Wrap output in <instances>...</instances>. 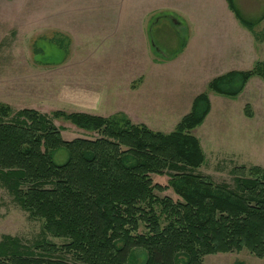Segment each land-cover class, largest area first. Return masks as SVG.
<instances>
[{"label":"rangeland","instance_id":"rangeland-1","mask_svg":"<svg viewBox=\"0 0 264 264\" xmlns=\"http://www.w3.org/2000/svg\"><path fill=\"white\" fill-rule=\"evenodd\" d=\"M236 3L249 19L264 12V0ZM253 29L235 18L226 0H0V101L14 111H122L168 133L210 80L264 60V19ZM182 39L186 46L170 58ZM62 42H69L65 59ZM209 97L211 110L193 130L206 155L195 172L233 185L235 166L264 168V80L252 77L235 97ZM54 122L65 139L97 136L62 118ZM151 176L169 184L168 173ZM155 193L178 198L172 188ZM139 231H147L144 223ZM4 235L66 242L48 234L44 221L0 183V240ZM145 260L146 251L137 248L129 263ZM241 263L264 264V255L245 248L203 257V264Z\"/></svg>","mask_w":264,"mask_h":264},{"label":"trees","instance_id":"trees-1","mask_svg":"<svg viewBox=\"0 0 264 264\" xmlns=\"http://www.w3.org/2000/svg\"><path fill=\"white\" fill-rule=\"evenodd\" d=\"M227 2L249 30L264 19V12L249 19L236 0ZM185 46L182 39L170 58ZM255 76L264 80V60L214 77L168 133L122 111H14L0 101V183L48 234L66 240L4 235L0 264H130L137 248L146 251L144 264H203L206 254L245 248L263 256L264 168L238 165L233 185L215 182L195 172L206 155L193 134L211 110L209 92L235 97ZM60 118L97 136L65 139L54 122ZM163 173L169 184L153 183L151 175ZM169 188L178 198L155 193Z\"/></svg>","mask_w":264,"mask_h":264},{"label":"crops","instance_id":"crops-1","mask_svg":"<svg viewBox=\"0 0 264 264\" xmlns=\"http://www.w3.org/2000/svg\"><path fill=\"white\" fill-rule=\"evenodd\" d=\"M227 1V0H226ZM227 5H228V2H227ZM229 7V6H228ZM230 9V8H229ZM231 10V9H230ZM235 16V15H234ZM236 18V17H235ZM237 19V18H236ZM239 21V20H238Z\"/></svg>","mask_w":264,"mask_h":264}]
</instances>
